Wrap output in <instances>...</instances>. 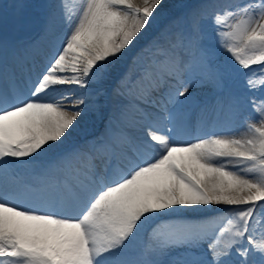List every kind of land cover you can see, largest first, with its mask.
Listing matches in <instances>:
<instances>
[{"label":"snow or ice","instance_id":"snow-or-ice-1","mask_svg":"<svg viewBox=\"0 0 264 264\" xmlns=\"http://www.w3.org/2000/svg\"><path fill=\"white\" fill-rule=\"evenodd\" d=\"M162 3L83 0L71 13L60 0L69 31L35 73L36 42L0 38V264H264V0H196L119 77L102 136L65 147L81 120L103 115L109 67ZM237 75L261 96L233 95ZM193 115L211 130L177 141ZM11 161H40L32 207L10 191ZM219 205L199 223H159Z\"/></svg>","mask_w":264,"mask_h":264},{"label":"rangeland","instance_id":"rangeland-1","mask_svg":"<svg viewBox=\"0 0 264 264\" xmlns=\"http://www.w3.org/2000/svg\"><path fill=\"white\" fill-rule=\"evenodd\" d=\"M64 2L69 12L78 13L79 9L82 6L83 0H64ZM195 2L196 0H163L161 6L157 9L155 20L152 22L151 26L140 37L137 38L138 43H136V46L132 49V51L109 67L108 70L111 73V76L109 77V82L105 85V88L107 89V95L104 100L105 111L103 115L90 113L88 115V117L90 118L77 126V131L66 143V148L70 150L77 143L81 145L84 142L85 144L86 142H88V136L95 135L97 136L96 138H98V136H102V134L105 132L106 126L109 123L108 116L110 114L112 102L115 99L113 90L115 89L119 77L124 73L129 72L130 70L134 71L135 67L133 64V60L136 57L137 53L141 52V50L145 49L149 45L147 43H150L152 37H160L165 32L178 27L179 18L182 17L188 11L189 6ZM233 2H239V0H233ZM14 5H24V7L16 8L13 7ZM50 5H52V7H55L51 9ZM59 5L60 0H0V13L5 10L7 12L6 18L0 16V38L22 41L25 43L32 42V40L41 42L45 46L41 50L40 48L42 46L38 47V50H35V54H40L42 52L43 55L34 56L32 64L33 67H35L34 65L36 64H42L40 66H43V60H45L44 57L50 55L55 46H62V39L69 31L62 19ZM50 11L55 12V20L51 25H47V32H45L46 21L48 13ZM73 19H75V16L73 17ZM206 27L210 31V22L206 24ZM219 55L226 56L227 53L221 52L219 53ZM253 67L255 68L256 66ZM246 79L247 78L244 75H237L234 77L232 84L233 95L238 97L241 101H244L251 95L260 97L262 93L259 90H254L252 92L248 91V89L246 88ZM250 111V108L245 109L243 115H248ZM192 118H195V123H202L207 125L206 122H201L196 119L195 115H193ZM132 132H134L132 133L133 135H143V131L133 130ZM39 165L40 161H37L35 163L21 161V164L19 166L20 169L15 170V172L17 175L20 174L21 176H32L31 178L33 179L35 172L39 170ZM34 186L35 184L33 181L30 180L29 185L27 182L28 189ZM24 202L25 201L23 200V198L19 200V203L21 204H24ZM222 206L223 205L208 206L195 209L177 208L176 215L171 216L169 214L166 215V213L165 220L160 223H199L200 219L206 220L216 216L212 213L214 211H218V213H220L226 208ZM196 214L203 215L204 217L201 216L200 219L195 222L196 220H191L190 218L195 216ZM184 215L187 216L183 218ZM140 244H142V242H140Z\"/></svg>","mask_w":264,"mask_h":264},{"label":"bare ground","instance_id":"bare-ground-1","mask_svg":"<svg viewBox=\"0 0 264 264\" xmlns=\"http://www.w3.org/2000/svg\"><path fill=\"white\" fill-rule=\"evenodd\" d=\"M50 7H51V9H53L52 5H50ZM157 38H159V37H152L151 40H150V43L153 41L152 39L155 40ZM150 43H147V44H150ZM40 46H42L40 48V50H41V49L44 48L45 45H43L40 42V43H38L37 48L35 50H38V47H40ZM40 55H43V53L42 52L40 54L36 53L34 56H40ZM44 58H46V57H44ZM44 62H45V60H43V63ZM40 65H42V64H36V65H34L35 67H32V68H34V69H32V71H34L33 73L40 71V69L43 67V66H40ZM36 68H38V69H36ZM35 69H36V71H35ZM196 95H197V97L200 100L202 99L201 102H203V103L212 104V103L215 102L214 93L208 88H202V89L198 88V89H196ZM203 96H205V97H203ZM193 111H195V110H193ZM88 118H90V117L86 116L83 120L80 121L79 124H81L82 122H85ZM195 122H196L195 118L194 119L192 118V121H191V123L188 126H179L177 128V130L175 131V133H173V135L175 136L176 140L177 141H181V142L191 141L197 135H200V134H202L205 131H210L211 130V127L209 125H205V124H202V123H195ZM193 126H195V127H193ZM132 133H134V132H132ZM134 135L138 136L137 134H134ZM83 144H84V142L81 145H83ZM20 164H21V161H11V165L14 168V171L20 169V167H19ZM18 176L20 178V182L18 184H16V185H13L10 188V191H12V192H14V193H16L18 195V197H19L18 202H19V200L21 198H23V200L25 201L24 202L25 207H32L33 205L31 204V200L34 197L35 193L33 191H31L30 189H34V188H30V189L27 188V182H28V185H29L30 184V180L33 181V179L31 178L32 176L31 177H29L28 175L21 176L20 174H18ZM222 207H227V206H222ZM196 208H200V207H196ZM190 209H195V208H190ZM218 214L219 213L217 212L216 215H218ZM166 215H168V214H166ZM186 216L184 215L183 218H185ZM201 216L204 217L203 215H197L196 214L195 216L191 217L190 219L191 220H196L195 222H197L200 219ZM162 221H164V220H162ZM162 221H159V223L162 222ZM201 221H204V220L200 219L199 222H201ZM153 227H155V225H153ZM148 231L150 232L151 229H149ZM146 240H147V237L145 236V238H144V236H142L137 241L136 247L137 248L143 247V245H144L143 243H146ZM140 242H142V244H140ZM206 247H207V245H205L203 248L189 249L188 250V254H187V256L185 258L189 259V260L202 258ZM161 259H168V257H161Z\"/></svg>","mask_w":264,"mask_h":264}]
</instances>
